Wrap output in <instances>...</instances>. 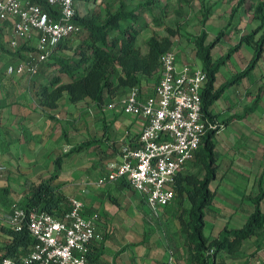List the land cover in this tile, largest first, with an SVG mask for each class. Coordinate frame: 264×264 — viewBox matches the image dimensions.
Here are the masks:
<instances>
[{"label": "crops", "instance_id": "obj_1", "mask_svg": "<svg viewBox=\"0 0 264 264\" xmlns=\"http://www.w3.org/2000/svg\"><path fill=\"white\" fill-rule=\"evenodd\" d=\"M12 32L11 26L0 30V189H11L10 195L0 197V257L4 243L9 239L1 229L7 226L13 206L23 202L35 184L57 174L56 183L61 186V192L70 201L79 200L87 216L97 217L94 244L102 245L99 264H176L174 254L177 255L178 264H186L181 244L185 243V239L181 234L180 215L178 220L175 219L177 212L165 214L162 210L160 216L156 217L148 209L144 198L128 182L99 183L101 178L108 176L120 163V151L115 154L113 144L116 141L122 144L133 141L142 132L143 120L118 111L103 112L90 101H86L90 104H73L67 95L60 101L54 119L52 111L41 107L35 99L37 87L47 80L40 82L28 73L18 74V68L28 62L29 54L25 51L16 54L2 41L8 40L13 35ZM223 43L220 42L214 48V60L225 57L240 42H227L230 49L226 54L221 53L216 57V49ZM36 45L37 42L31 41L26 44V48ZM254 53L251 46L242 45L220 69L216 88L243 72ZM58 55L62 54L58 52ZM259 63L260 61L248 77L227 89L213 105L211 111L218 117V121L223 122L231 116L242 115L246 108L252 106L260 89H250L249 83L253 79L252 83L256 84L264 75L259 69ZM197 66L201 67L200 62ZM235 69H239V72L235 73ZM152 85L151 81H143L146 95L151 94ZM115 98L116 96H107L105 104ZM63 101L68 111L73 113V117L64 121L57 113ZM100 124L104 130L100 138H95L94 133L101 128ZM105 126H108L107 130ZM69 130L78 134L80 139L74 141L71 137L76 136L70 134ZM105 136L107 141L104 142L109 144V163L106 166L103 161L99 162V145L96 143L82 152H72L82 143L89 140L99 141ZM215 141L218 171L211 189L216 191V198L213 205L206 210L204 230L206 237L211 240L218 238L226 226L231 229L242 228L255 211L254 204L247 199V196L256 195L258 192L247 191V180L251 171L248 160L257 152V155L264 158V92L257 109L246 119L231 122L217 134ZM252 144L256 146H249ZM89 149L93 160L82 161L80 156ZM67 154L62 168L57 171L55 160ZM74 157L78 158L69 165V159L71 163ZM238 158L240 161L237 160L235 165L224 163L228 159ZM263 168L264 165L258 171L255 182H252L254 190L259 189L257 180ZM262 211L264 212L263 208ZM155 218L160 223L155 222ZM169 222L172 223L170 227L167 226ZM259 235L245 241L242 247L254 240H260V245L264 242V231L261 232V237ZM258 254L260 259H264L263 251ZM226 256V253L221 254L217 264H227L224 260Z\"/></svg>", "mask_w": 264, "mask_h": 264}, {"label": "trees", "instance_id": "obj_2", "mask_svg": "<svg viewBox=\"0 0 264 264\" xmlns=\"http://www.w3.org/2000/svg\"><path fill=\"white\" fill-rule=\"evenodd\" d=\"M30 1L41 6L53 17H57L58 7L50 6L46 0ZM97 2L98 0H75L76 23L80 29L78 34L82 33L81 41L75 47L70 46L71 37L56 49V52L61 54L63 51L69 50L72 52V56L66 57L63 54L56 56L57 54H54L49 60L39 65L36 78L40 82L47 80L46 83H40L36 89L38 104L41 107L51 111L57 110L60 101L67 95L73 104L90 101L102 110L106 105L107 96L122 95L130 88L139 87L146 95L143 81L148 83V81L154 80L153 92L159 79L160 58L173 51V37L178 33L168 29L169 35L166 37L153 34L147 41V53H143L137 43L139 36L146 28H143L139 22L143 14L149 11L148 6L142 4L141 9L130 10L123 1L117 9H113L109 5L105 14L100 10L85 15L80 13L78 8L80 5L85 6ZM243 2L241 0L239 5H242ZM146 3L152 5L153 0L146 1ZM255 13L256 18L261 21L259 28L242 37L240 43L230 49L225 57L218 60L213 58L212 52L221 42L224 31L219 33L214 42L208 43L209 35L205 29L206 13H204L201 23L202 30L195 41L196 58L208 76L202 94V118L210 123H218L219 127L217 130L209 129L207 131L202 146L196 153L194 165L199 171L197 173H181L175 179L176 201L179 199L181 205L185 201L190 204L189 208L184 210L179 217L181 234L184 236L185 246L188 250L189 264H217L221 254L226 253L229 257L234 256L245 241L264 231V212L261 208L264 201L263 168V172L257 180L258 192L256 195L247 196V199L254 204L255 211L250 215L246 224L239 229H231L226 226L220 236L213 240L206 237L204 233L206 210L213 205L216 198V191L211 189V184L217 179L218 171L215 138L221 129L227 128L231 122L242 121L253 113L260 104L264 91L262 88L260 89L252 106L246 108L242 115H234L228 120L220 122L211 111L213 105L225 91L248 77L264 56V5H259ZM8 26L12 27L10 23L7 24ZM260 32L261 36L256 38ZM12 33L13 35L8 40L3 39L2 41L6 42L16 54L22 51L29 54L27 63H36L38 50L35 47L26 48V44H21L15 49L12 48L11 40L14 32ZM244 44L251 46L255 51L250 64L232 80L220 88H216L215 84L220 69ZM107 127L105 126V130L108 129ZM104 141H107L106 136L99 141L89 140L76 147L72 152H82L95 143ZM66 156L68 154L55 160L57 171L62 168ZM201 174L203 175L201 176ZM57 179V174L42 179L30 189L26 199L19 206L27 214L36 211L48 213L59 220L63 219L71 211V201L61 192V186L56 183ZM10 194V188L0 189V197L5 198ZM11 216L12 214L10 218ZM10 220L7 226L1 229L9 239L2 247L0 264H3L6 259L12 260L15 264H24V259L34 250L37 240L31 235L27 225L23 226L21 230H17L10 226ZM101 251L102 245L98 246L93 242L86 256L93 264H99Z\"/></svg>", "mask_w": 264, "mask_h": 264}, {"label": "built area", "instance_id": "obj_3", "mask_svg": "<svg viewBox=\"0 0 264 264\" xmlns=\"http://www.w3.org/2000/svg\"><path fill=\"white\" fill-rule=\"evenodd\" d=\"M46 1L59 8L56 18L30 0H0V29L12 25L11 47L37 42L36 63L21 65L18 74L36 76L39 65L58 54L57 47L80 30L75 0ZM207 81L202 67L181 65L171 51L160 58L159 79L151 95L134 87L106 104L103 112L118 111L141 118L143 129L133 141L121 145L120 163L99 183L128 182L156 217L171 207L176 201V177L194 162L207 131L219 127L202 118ZM96 218L85 214L79 200L71 199V211L61 220L48 213L27 214L19 204L13 206L9 220L17 230L27 225L37 240L24 264H93L86 254L97 236ZM3 264L15 263L6 259Z\"/></svg>", "mask_w": 264, "mask_h": 264}, {"label": "rangeland", "instance_id": "obj_4", "mask_svg": "<svg viewBox=\"0 0 264 264\" xmlns=\"http://www.w3.org/2000/svg\"><path fill=\"white\" fill-rule=\"evenodd\" d=\"M124 1L128 6V9H141L140 6L145 4L148 6L149 11L145 12L139 22V24L146 28L143 33L139 36L137 46L143 52L147 53V38L150 35L156 34L159 37H166L169 35L168 29H172L178 33L175 37H173L174 47L173 51L177 54L180 64H196L198 65L199 61L196 58V46L195 41L196 38L200 35L202 30V20L204 17V13L207 14V22L205 29L208 32V40L207 42H214L216 37L219 35L221 31H224V35L221 39V42H224L218 49H216V57L226 52L230 49L229 44L227 42H240L242 37L251 34L261 25V21L256 18V9L259 5H264V0H243V4L239 5L241 0H153V4L150 5L146 3V1L151 0H98V4H87L85 6L78 7L81 10V14L85 15L92 11L100 10L103 14H105L106 9L109 8V5L113 9L119 8L121 2ZM77 7V6H76ZM234 10V11H233ZM156 28V29H154ZM261 32L257 35L256 38L261 36ZM82 33H77L72 36L70 42V46H77L81 41ZM63 56L71 57V51H63ZM58 56V54L56 55ZM198 62V63H197ZM259 69L264 72V56L260 60ZM239 69H235V73H238ZM36 78V76L34 77ZM38 79V78H36ZM245 79V78H244ZM154 84V80L151 81ZM249 83V88L251 89H263L264 88V75L257 80L256 84L252 83L253 79H251ZM256 87V88H255ZM264 92V91H263ZM36 94V91H35ZM121 95H117L118 98ZM115 98V99H116ZM36 101H38V97L35 96ZM82 104H90L88 102H82ZM55 111H52L55 119ZM62 121L69 119V117H73V113H70L68 109L65 107V101L62 103V107L60 111L57 112ZM105 115V114H104ZM105 124L106 122V116ZM100 122V121H99ZM101 128H99L95 134V138H100L101 134L104 130L103 125L100 124ZM70 131V130H69ZM73 130L70 131V134L73 133ZM79 133V131H78ZM74 134V133H73ZM76 137L72 136L71 138L75 141L80 139L77 137L78 134H74ZM131 135H129L128 139H130ZM99 146L97 147V155L100 161L104 162V165L109 163V144L106 142H98L96 143ZM122 143L120 141H116L113 144L115 147V154H118L120 151ZM249 146H256L255 144ZM90 149L86 151V154L80 156L82 161L89 162L90 159L93 160V155L90 157L89 153ZM93 152V151H92ZM257 154H259L257 152ZM252 154V158L248 160L250 162V174L248 175V186L247 191L249 193H256L258 190H254L252 187V182H255L256 177L258 176V171L261 169L263 165V159L260 155ZM60 155H57V157ZM67 158V156H66ZM78 157H74L69 159V165L74 162ZM238 159L226 160L224 161L225 165L230 163L238 162ZM77 161V160H76ZM102 163V162H101ZM108 169V166L106 167ZM199 169L191 163L188 165L185 173H197ZM203 174H201L202 176ZM247 177V176H246ZM259 178V177H258ZM21 203V202H19ZM190 204L185 201L183 205L180 204V200L178 199L171 207L167 210H163V213L170 214L177 212V216L175 219L178 220L179 215L182 214L184 210L189 208ZM263 210H264V202H263ZM176 214V213H175ZM156 219V218H155ZM157 223L159 219H156ZM163 223V222H162ZM161 223V226H162ZM167 226H172V223H167ZM172 228V227H171ZM261 237V233L259 235ZM259 241H252V243H246L243 247L240 248L237 254L234 256L225 257V261L227 264H264V259H260L259 251H263L264 253V242L260 243ZM183 246V250L185 252L184 259L186 260V264H189V255L188 250L185 246V243H181ZM180 257H183L179 253ZM175 263L178 264L177 255L174 254ZM222 258V257H221ZM259 262V263H257Z\"/></svg>", "mask_w": 264, "mask_h": 264}]
</instances>
